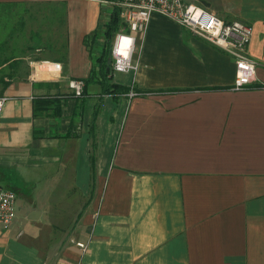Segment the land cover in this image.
Segmentation results:
<instances>
[{"label":"crops","instance_id":"1","mask_svg":"<svg viewBox=\"0 0 264 264\" xmlns=\"http://www.w3.org/2000/svg\"><path fill=\"white\" fill-rule=\"evenodd\" d=\"M186 1L252 26L253 85L234 89L229 54L153 13L136 70L111 73L129 91L100 97L93 81L80 103L69 81L101 52L110 0H0L49 6L46 29H62L46 37L60 51L26 57L0 87V185L25 196L0 224V264H264V0Z\"/></svg>","mask_w":264,"mask_h":264},{"label":"built area","instance_id":"2","mask_svg":"<svg viewBox=\"0 0 264 264\" xmlns=\"http://www.w3.org/2000/svg\"><path fill=\"white\" fill-rule=\"evenodd\" d=\"M111 6L119 13V29L110 45L112 71L136 70L134 58L136 38L143 33L153 13L169 17L180 23L193 34L198 35L229 54L235 64L234 89H243L256 82V63L249 55L252 26L241 21H224L202 5L186 0H110ZM69 87L75 95H81L82 79H71ZM136 94L131 90L129 95ZM4 98H0V106ZM17 194L0 185V224L9 226L16 217ZM83 251L85 242H76Z\"/></svg>","mask_w":264,"mask_h":264},{"label":"rangeland","instance_id":"3","mask_svg":"<svg viewBox=\"0 0 264 264\" xmlns=\"http://www.w3.org/2000/svg\"><path fill=\"white\" fill-rule=\"evenodd\" d=\"M48 7L38 5L29 8L18 3L0 4V87H3L8 80L18 78V69H23L26 57H38L45 48L60 51L59 47L52 48L46 45L49 42V38L46 39V37L56 33H59L60 38L62 37L61 28L57 31L46 29L47 21L51 19V16V24L54 23V12L51 15L48 14ZM101 42H103L102 35ZM2 184L18 186L19 192H24L13 178L4 179ZM24 200L23 193H19L16 200L17 206L23 208Z\"/></svg>","mask_w":264,"mask_h":264},{"label":"trees","instance_id":"4","mask_svg":"<svg viewBox=\"0 0 264 264\" xmlns=\"http://www.w3.org/2000/svg\"><path fill=\"white\" fill-rule=\"evenodd\" d=\"M119 13L118 9L116 7H113L109 19L105 23L104 29L102 31V34H99V37L102 35L103 36V46L101 49V52L94 56L93 58V64L91 71L88 75L87 78L83 79L84 82V87L81 95H75L74 93H71L72 97H75L80 103L83 101L84 96L86 95V85L89 82L97 81L100 83L101 86V91H100V97L101 95L104 94H110L114 99H117L120 95L125 94L126 92L129 91V87L125 86L120 83H116L112 80V74L110 72L106 71L107 67V60L109 58V50H110V45H111V40L115 34V32L119 29ZM96 33L93 35L89 36L88 38H84V41L89 45L90 43H93L96 41ZM253 85V84H252ZM58 98L56 96H44V97H37L34 99L33 102V115L38 116L50 108V106L54 103L57 102ZM98 112V108L94 110L93 117H92V123L90 126V133L92 136V146L93 148L95 147L94 144V121L96 118ZM34 135L39 136L40 133H35Z\"/></svg>","mask_w":264,"mask_h":264},{"label":"water","instance_id":"5","mask_svg":"<svg viewBox=\"0 0 264 264\" xmlns=\"http://www.w3.org/2000/svg\"><path fill=\"white\" fill-rule=\"evenodd\" d=\"M108 53H109V58H108V60H107L106 71L112 73V68H111V57H110V55H111V50H109ZM37 217H38V212H37L36 210H33V211L31 212V214L28 216V218H30V219H36Z\"/></svg>","mask_w":264,"mask_h":264}]
</instances>
